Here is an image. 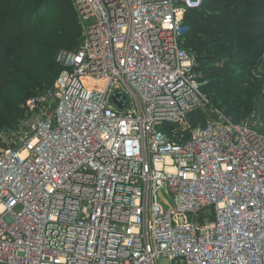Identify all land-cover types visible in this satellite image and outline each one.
I'll return each instance as SVG.
<instances>
[{"label":"built area","instance_id":"built-area-1","mask_svg":"<svg viewBox=\"0 0 264 264\" xmlns=\"http://www.w3.org/2000/svg\"><path fill=\"white\" fill-rule=\"evenodd\" d=\"M201 1L73 0L79 48L0 131V264H264L263 123L201 89Z\"/></svg>","mask_w":264,"mask_h":264},{"label":"trees","instance_id":"trees-1","mask_svg":"<svg viewBox=\"0 0 264 264\" xmlns=\"http://www.w3.org/2000/svg\"><path fill=\"white\" fill-rule=\"evenodd\" d=\"M185 23V47L195 55L201 89L221 109L225 97L211 91L241 84L264 53V0H202L186 10ZM82 33L71 0H0V131L15 128L26 117L27 99L53 86L64 69L59 53L76 51ZM261 74L249 84L263 91L258 100L264 103ZM256 108L264 124V107ZM236 111L223 112L237 122ZM205 119L201 109L189 115L192 128Z\"/></svg>","mask_w":264,"mask_h":264},{"label":"rangeland","instance_id":"rangeland-1","mask_svg":"<svg viewBox=\"0 0 264 264\" xmlns=\"http://www.w3.org/2000/svg\"><path fill=\"white\" fill-rule=\"evenodd\" d=\"M71 3L73 7L76 9L73 0H71ZM255 67L252 70V75L243 77L241 84H234L232 85V88L230 90L224 89V88H216L214 90H210L212 94H218V96H224V100L226 97H231V103L225 104L224 100L220 101L221 109L222 111L226 112L230 107L233 106V108L238 113L237 122L240 123L242 121H246L251 111L256 107H264V103H261L258 99L262 95L263 91H255L250 87L249 82H251L253 79H258L256 74H258L255 70L258 69L259 73H263L264 71V53L259 58V61L255 63ZM254 72L256 74H254ZM259 80V79H258ZM231 105V106H230ZM263 123V121H262ZM262 129H264V124ZM161 202L165 204L167 207H172L174 202L173 198L170 194L163 192L160 194Z\"/></svg>","mask_w":264,"mask_h":264},{"label":"water","instance_id":"water-1","mask_svg":"<svg viewBox=\"0 0 264 264\" xmlns=\"http://www.w3.org/2000/svg\"><path fill=\"white\" fill-rule=\"evenodd\" d=\"M123 99L124 100V105H121L122 107H124L125 105L127 106V101H126V98H125V96H123V95H121V94H119V93H117V94H115V95H113V97H112V101H114V102H118V100L119 99Z\"/></svg>","mask_w":264,"mask_h":264}]
</instances>
